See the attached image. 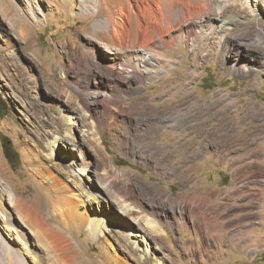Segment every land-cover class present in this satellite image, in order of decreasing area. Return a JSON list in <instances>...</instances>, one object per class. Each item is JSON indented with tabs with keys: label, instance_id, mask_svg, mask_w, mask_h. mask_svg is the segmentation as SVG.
<instances>
[{
	"label": "rangeland",
	"instance_id": "374dc122",
	"mask_svg": "<svg viewBox=\"0 0 264 264\" xmlns=\"http://www.w3.org/2000/svg\"><path fill=\"white\" fill-rule=\"evenodd\" d=\"M27 1L0 0V98L6 103L0 115V240L18 253V264H34L33 255L42 264H264V43L257 37L264 30L261 2L251 0L259 15L232 0H212L210 12L225 4L224 18L235 20L229 30L215 34L197 24L186 39L182 24L166 35L175 37V47L155 37L151 44L160 53L152 62L159 64L141 66L146 71L142 79L132 76L143 88L123 92L122 100L111 97L106 111L90 115L77 92L88 56L93 63H124L132 62L137 52L124 49L120 55L108 50L120 47L111 40L107 14L100 11L103 0ZM125 3L135 7L134 0ZM200 19L193 17L194 22ZM130 22L136 26L134 14ZM231 38L248 44V51L231 50V55H250L255 70L236 73L225 68ZM127 67L134 69L132 64ZM106 86L111 92L113 85ZM134 102L152 111L137 115L127 135L125 123L110 109ZM68 116L75 124H68ZM154 122L165 126L153 131ZM116 131L118 140L112 135ZM71 132L85 145L83 152L77 147L70 152L68 141H60L62 136L71 138ZM2 136L15 150L11 161L4 154ZM234 145L235 166L247 161L256 173L235 182L250 195L238 199L235 224L229 225L217 210L221 181L215 158L201 166L199 160L205 151L217 153ZM96 146L109 167L117 169L110 179L127 190L124 197L133 202L132 209L143 213L126 218L120 200L114 207L105 195L101 205L93 204L81 191L106 173ZM179 146L187 153L183 162L175 159ZM4 184L13 185L8 193ZM38 195L40 203L32 209L42 219L16 206L20 196L33 202ZM151 200L157 211H152ZM196 207L202 213L197 214ZM78 212L85 222L62 230L80 246V258L71 260L49 228H61ZM98 213L107 225L96 235L87 224L90 215ZM145 214L157 220L161 238L145 225Z\"/></svg>",
	"mask_w": 264,
	"mask_h": 264
},
{
	"label": "bare ground",
	"instance_id": "6f19581e",
	"mask_svg": "<svg viewBox=\"0 0 264 264\" xmlns=\"http://www.w3.org/2000/svg\"><path fill=\"white\" fill-rule=\"evenodd\" d=\"M134 1H135V4H134L135 7L126 6L125 0H103L102 2L103 6H102V9H100V11L101 12L103 11L105 14H107L109 18V24H110L109 29L111 31V40L113 41V43H116L120 47L118 50L113 51L114 48L112 46H109L108 50L111 51V54L112 53L114 54L115 52H119L120 55H122L124 49L131 48L133 51L137 52V57H133L132 62L125 61L123 63V60H119L117 62L95 61L93 63L91 62L90 57L88 56V60H86L87 70L85 71V74L82 77L81 85L79 86L77 92H78V96L83 105L84 110L90 113V115L95 114V112H100L101 110L106 111V109H108L109 107L108 101L110 100L111 97H114L116 99L118 98V100L119 99L122 100L124 96L122 95L123 92L127 93L129 91H138L143 88V86L140 84L139 85L134 84L132 80V76H136L142 79V73L146 71L145 69H142L143 67L141 68V66L155 63V61L152 62V60L156 58L155 57L156 54L160 53L157 50L158 48H155L154 45L151 44V42L154 40L155 37L156 38L158 37L162 41V44L164 46L175 47L174 45L175 37L174 38L171 37V39H167L166 35L169 34L172 30L177 29L182 24L186 25V35L184 36L186 39L189 38V36L194 34L195 26L197 24L198 26L202 25L204 27L205 26L208 27V29L214 33L215 31L221 32V31H225V29L229 30L230 23L235 24V20L227 21L224 18L225 10H226L225 4L214 7L213 8L214 10H212L214 12H210V7L212 6L211 4L212 0H134ZM232 1L234 3H241L242 5L252 10V12H256L257 10H260L259 7L255 5V3L254 5L251 4V0H232ZM259 2H261V4L264 6V0H259ZM27 3H30V1L28 0ZM114 5H117L118 7L116 9H113ZM177 6H180V8H176ZM256 13L259 14V12H256ZM132 14L136 16V19H137L136 26H133L130 22ZM194 16H201V19L194 22L193 21ZM21 32L22 34L26 33L24 28L21 30ZM257 37L260 42L264 43V30L262 29L259 30ZM90 42L92 44L93 43L95 44V39L91 38ZM229 43L231 44L232 47L231 49L228 48L229 51L224 54L223 64L225 65V68L230 72H236V73H249L255 70V66L252 65L250 62V59H251L250 55H247V58L237 53L235 55H231V50H236V51L243 50L244 51V49H246V51H248L247 49L248 44H246L242 39H235V38H233ZM91 52L93 51L90 50V53ZM157 56H161V54ZM167 60L169 61L167 64H170L171 59H167ZM157 63L159 64V62ZM131 64L134 67V69H129L127 67V65H131ZM162 67L168 68V65L167 66L162 65ZM118 81H121L122 84H125V85L119 87L117 85ZM108 83L113 85V89L111 92H108L107 90L106 85ZM110 110L114 113V117L117 120L125 123L126 129H128L125 131V134L127 135H129V132H130L129 130H131L133 125H135L134 124L135 118L139 119V116L144 115L143 113L148 114V112L151 113L152 111L151 109H147L144 104L141 105V104H138L137 102L136 103L134 102V105L129 104V106L127 107H123V106L116 107L115 109L112 108ZM67 118L69 120L68 124H75L72 116H68ZM163 123L164 122H161V123L154 122V125H152L153 131L154 130L158 131L163 126H165V124ZM115 126H117V124L116 125L114 124L113 128ZM112 135H113L114 140L119 139V132L116 131L115 133H112ZM70 136L71 138L69 139L64 136L60 137L59 139L62 142L68 141V144L66 145V147L68 148L70 152L74 150L76 147L78 150L83 152V149L85 150V147H84L85 145H83V143L81 144V141L77 139L75 135H73L72 132L70 133ZM124 138L126 137L123 135V139H121V141L124 140ZM57 139L58 137L56 138V140ZM95 149L100 158V163L102 164L100 165L105 167L106 173L103 174L101 180L99 181L100 184L97 183L95 179H92V184L90 185V187L86 186V189L82 187L81 191L85 193V196L89 198V200L93 204L96 203L98 205H101L105 199V195L106 197L108 195V197L112 200V204L114 205V207L115 206L117 207L118 200H120L123 203L122 205L123 209H120V212L126 218L127 217L129 218L135 212L138 213L139 215L143 213V210H141V212L139 213L138 210L135 211L132 209L133 202H131L130 199H126V197H124L125 192L127 190L125 191L122 187H119L115 181H112L110 179V175H115L117 172L116 171L117 169L116 168L111 169L109 167L107 161L104 159L105 157L104 158L101 157L98 146H96ZM86 169L87 167H84V170ZM3 172L4 174L5 172H7V169L5 168V166H4ZM0 176H2L1 173H0ZM106 183H108V185H106ZM9 186L7 184H4L3 186L4 191H7L6 193L10 191ZM40 200H41L40 195L35 196V199L32 200L33 202L20 196L17 200L16 206L25 215L27 216L32 215V216H36L35 217L36 219H39V218L42 219L39 215H37V212L33 211L32 209V206L35 208L36 204L40 203L39 202ZM150 203H151L152 211L153 212L157 211L158 208L156 209L157 207L156 201L151 200ZM3 207L4 206H3L1 196H0V210H3L4 209ZM195 210L197 211L196 212L197 214L202 213V211L198 207H196ZM114 212L112 210L113 215H114ZM81 214L82 213L78 212V214L71 215L72 216L71 222L68 221V223L62 225L61 228H60V225L57 226L56 228L55 227L49 228L50 236L54 237L53 239L54 241L58 240L57 243L61 245L62 247L61 250L65 251L66 253L65 255L66 259L72 260V258H75V257L80 258V255H81L80 246H78L74 242L73 238H71L72 237L71 235L69 237V235L66 234V232L62 230L69 229V228L71 229V225L75 222H78L81 224L84 221V218ZM141 219L143 220L145 225L149 227L151 231L157 233V235L160 236L161 238L162 236V234L160 233L161 227L159 226V223L157 222L155 218H151L150 215L145 214L144 216L141 217ZM218 221H221V219ZM87 225L89 226L93 234H96V233L100 234L102 228L105 225H107V220L105 219V216H103V214L98 213V214L90 215V221ZM131 226L139 227V225L137 226L134 223H132ZM10 229L14 230V228H11V227ZM129 231L130 233L128 235L129 236L133 235V233L131 232L132 228H130ZM15 253L16 252L11 247V244L9 242L0 240V264H18L19 262L16 261V258H18V255H17L18 253L16 254ZM32 258H33L34 264H42L41 260L37 258L36 256L33 255ZM156 264H159V263H156Z\"/></svg>",
	"mask_w": 264,
	"mask_h": 264
},
{
	"label": "crops",
	"instance_id": "0c3cea01",
	"mask_svg": "<svg viewBox=\"0 0 264 264\" xmlns=\"http://www.w3.org/2000/svg\"><path fill=\"white\" fill-rule=\"evenodd\" d=\"M200 79L196 84L199 83ZM209 106H213V104ZM183 147L184 146H179L177 148V153L174 154L175 159L182 161L185 155H187L185 150L182 149ZM212 156H214V160L219 168V180L221 181L220 187L216 189L218 198L216 201V204L218 205L217 210H219L221 214V219L223 218L225 220V224L233 225L235 224V206L239 204L237 202L238 199L241 197H249L250 195L249 189L247 190L246 188H240L241 186H236L235 182L238 180H243L244 177H254L256 168L255 165H251L247 161L237 163L235 166V145L223 147L222 151L219 152V150H217V153L210 150L203 152L202 157L199 160V165L201 166V162L203 161L211 163L210 159ZM193 169L195 170L196 174L198 169H196V167H193L192 170ZM244 205L248 206V202L244 203Z\"/></svg>",
	"mask_w": 264,
	"mask_h": 264
},
{
	"label": "trees",
	"instance_id": "16d2710c",
	"mask_svg": "<svg viewBox=\"0 0 264 264\" xmlns=\"http://www.w3.org/2000/svg\"><path fill=\"white\" fill-rule=\"evenodd\" d=\"M5 101L1 100L0 98V115L3 114L6 110V105ZM2 142H3V148H4V154L8 160H12L13 157L15 156V150L12 149V144L9 140H7L6 137L2 136Z\"/></svg>",
	"mask_w": 264,
	"mask_h": 264
}]
</instances>
